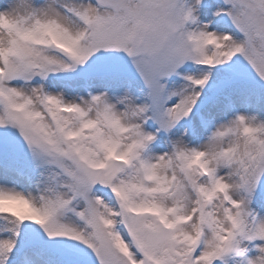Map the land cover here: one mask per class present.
I'll use <instances>...</instances> for the list:
<instances>
[{"label":"snow or ice","instance_id":"obj_1","mask_svg":"<svg viewBox=\"0 0 264 264\" xmlns=\"http://www.w3.org/2000/svg\"><path fill=\"white\" fill-rule=\"evenodd\" d=\"M0 264H264V0H0Z\"/></svg>","mask_w":264,"mask_h":264}]
</instances>
